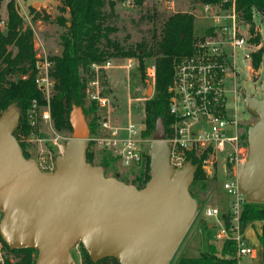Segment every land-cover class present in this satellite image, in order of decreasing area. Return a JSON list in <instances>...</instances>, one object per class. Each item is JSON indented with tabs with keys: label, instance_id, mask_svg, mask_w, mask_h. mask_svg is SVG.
Masks as SVG:
<instances>
[{
	"label": "water",
	"instance_id": "95a60500",
	"mask_svg": "<svg viewBox=\"0 0 264 264\" xmlns=\"http://www.w3.org/2000/svg\"><path fill=\"white\" fill-rule=\"evenodd\" d=\"M244 102L257 120L247 128V158L231 173L246 201L264 203V77L260 95ZM19 118L16 101L0 111V238L8 248L36 249L34 264H77L71 251L76 244L93 262L114 257L119 264L169 263L198 200L189 191L196 165H170L161 117L149 142V178L141 187L87 161L89 126L81 106H71V135L54 157L53 171L24 156L14 135Z\"/></svg>",
	"mask_w": 264,
	"mask_h": 264
},
{
	"label": "trees",
	"instance_id": "16d2710c",
	"mask_svg": "<svg viewBox=\"0 0 264 264\" xmlns=\"http://www.w3.org/2000/svg\"><path fill=\"white\" fill-rule=\"evenodd\" d=\"M2 0H0L1 3ZM142 0H135L141 4ZM197 2H221V0H196ZM115 0H59L60 13L55 21L64 27L59 34L61 50L59 54L50 55L52 67L50 70L53 79V90L50 98V111L56 129L71 131L68 114L73 104L82 107L83 113L89 118L88 126L93 129L96 119L95 101L85 104V88L87 77L85 72L93 61H104L113 57H134L139 60L141 78L144 75V58L151 57L155 66L154 94L146 99L144 104L145 135H152L157 118L161 117L167 129L169 123L168 86L172 82L173 67L175 62L184 55L194 52L199 34L194 31V14L189 11H175L162 19L159 27L155 19L157 13L152 12L147 18L152 21L148 34L139 41H127L114 35L117 30L113 24ZM7 21L5 31L0 29V111L4 110L11 102L16 101L20 107V118L14 135L17 138L25 157L30 155L25 151V140L31 127L26 118V110L32 99L43 102L42 91L33 78L34 73V48L33 29L24 26L23 18L19 14L12 0L6 4ZM235 8L239 17L246 21L252 20L253 11L264 14V0H235ZM37 16V15H36ZM48 14L38 17L47 18ZM155 21V22H154ZM260 57L252 53V63L257 66ZM29 73L27 78L24 75ZM96 103V102H95ZM36 131V129H33ZM23 135V136H22ZM247 140V137H246ZM93 154L87 147L86 159L95 164ZM100 162L106 170L114 163L116 157L102 153ZM187 159L196 165L193 181L203 179L204 170L199 159L193 153ZM138 171L134 179L128 181L141 187L147 181L149 170V153L145 152L140 161L134 164ZM107 175V174H106ZM116 175V173L114 174ZM120 180L128 183L124 179ZM223 213H221L222 215ZM229 211L221 216L224 225L229 229ZM240 223L261 221L257 238L261 245L262 259L264 261V203L244 201L241 207ZM207 237L215 228L207 226ZM1 240V238H0ZM219 251L214 245L209 244L208 249L201 250L197 256H182L176 264H238L236 256V241L225 238ZM3 249L11 255L5 257L2 264H34L37 250L33 248L10 249L1 240ZM79 264H119L114 257H104L93 262L81 244ZM1 264V263H0ZM264 264V263H263Z\"/></svg>",
	"mask_w": 264,
	"mask_h": 264
},
{
	"label": "rangeland",
	"instance_id": "374dc122",
	"mask_svg": "<svg viewBox=\"0 0 264 264\" xmlns=\"http://www.w3.org/2000/svg\"><path fill=\"white\" fill-rule=\"evenodd\" d=\"M8 1L9 0H2L0 3V29L2 31L6 30V4ZM12 1L23 18L24 26H29L33 29L34 41H41L49 55L59 54L61 50L59 34L64 30V27L55 21V17L60 13L57 6L59 0ZM167 1H173V8L168 6ZM198 3L199 2L196 0H142L141 4H137L135 0H131L129 5H125L123 0H115L113 24L116 26L117 30L114 35L119 38H127V41H139L148 34V29H150L152 21L147 18V15L151 14L153 11L158 14L155 19L157 27H159L162 19L172 12H192L194 14V31L196 34H199L201 29H204L202 26L208 19L204 18L202 6ZM40 14H48L49 16L47 18H40L38 17ZM243 21L240 25L243 30H247L248 43L251 47L249 48L245 45L242 51L239 49L236 52L237 56L235 58V63L237 73L233 79H230L226 83L230 90L234 89L235 91L226 93V107L230 114L240 118V140L242 145L247 149V128L257 120V117L247 110L244 97L249 95H260V82L264 77V14L254 10L252 20L246 21L243 19ZM243 33L246 35L245 31H243ZM249 51L250 57L243 58L242 52ZM252 53H257L260 57V62L257 66L252 63ZM109 60H111V65L108 68L101 67L96 71L90 69L88 66L89 70L85 72L87 80H99L100 94L106 96L108 99L107 104L103 106L95 102L93 103L96 106V119L93 129L91 131L89 129L88 148L93 154L91 159L95 164L100 162L102 153L116 157L114 163L106 170V174L114 175L116 173L118 177L128 182L132 179H137L135 175L138 170L135 169L136 167L133 165L126 166L122 164L121 157L116 152L115 147L106 145V140L112 138L111 129L114 127L119 129V137H125L126 131L124 127L131 123L135 126L137 131H139L136 137L139 139L141 157L145 152L149 153V142L152 139V135H145L142 131L145 128L144 104L146 99L153 96L155 90L154 80L147 74L146 67L154 63L151 57L144 58L145 70L141 78L138 66L139 60L137 58L113 57L109 58ZM104 61L93 62L96 64H103ZM132 61L133 65L127 68L125 65ZM147 89L149 90L148 95L146 93ZM89 102L92 101L85 97V104ZM88 120L89 118L86 117L87 123ZM51 122L53 130L60 133L59 140L65 143L70 137L71 131L56 129L53 124V119ZM104 123L108 124V126H104ZM40 132L42 136L46 138L45 142L42 143L43 147H47L54 158L59 152L55 146L52 147V142L47 140L54 136V132L49 129L47 123L41 124ZM25 143V151L30 157L37 160L40 148V145H38L39 142L34 140L33 142ZM228 163L227 169H224L221 164L213 170H207L201 167L205 172L204 178L192 181L190 184L189 191L192 196L198 200L197 214L168 264H176L182 256H197L201 250L208 249L209 244L214 245L217 251L221 249L224 242L223 240L225 239V237L218 235L221 222H217L216 218L213 216H205L203 209L206 206H215L219 208L220 212L223 214L227 211H229V214L231 213V198L222 188V184L229 178V174L232 175L230 170L234 163ZM230 165H232V167H230ZM135 182L137 183L138 181L135 180ZM228 216V224L232 226L233 223L229 222L230 215ZM211 222L216 223L215 228L211 231V236L207 237L206 226ZM260 224L261 221L238 223L239 227H241L240 232L243 233V230L245 233L251 232L253 238L255 237L254 235L257 237V232L260 231ZM235 234L236 231L231 233V235ZM259 244L257 240H254L256 250L259 249ZM7 256L11 257V255L3 249V260ZM73 256L76 263L79 264L80 259L75 249H73ZM247 257L248 256H243L240 260V264H243Z\"/></svg>",
	"mask_w": 264,
	"mask_h": 264
},
{
	"label": "built area",
	"instance_id": "2783aa9c",
	"mask_svg": "<svg viewBox=\"0 0 264 264\" xmlns=\"http://www.w3.org/2000/svg\"><path fill=\"white\" fill-rule=\"evenodd\" d=\"M129 5L131 0H123ZM173 8V1H167ZM202 6V14L207 22L203 24V30L199 33L194 52L180 57L173 67L172 82L168 86L169 123L165 127V141L170 147L169 163L174 169H180L188 161L187 155L193 153L198 157L200 166L207 170H213L219 164L227 169L229 163L233 166L243 163L248 154V147H244L240 140V118L230 114L226 107V93L235 91L229 89L226 83L233 79L237 73L236 52L243 47H251L248 43L247 30L241 28L243 21L238 16L235 8V0H221V2H199ZM244 22V21H243ZM245 23V22H244ZM243 31L246 32L244 35ZM34 73L33 78L36 86L41 89L43 102L32 99L26 110V118L31 127L28 136L23 137L26 142H39L38 159L39 168L43 171L54 170V158L47 147L41 134V124L47 123L49 129L54 132L52 147L62 152L64 144L59 140L60 133L52 127L50 113V98L53 90V79L50 74L52 60L43 43L34 41ZM243 58L250 57L249 52H242ZM111 60L107 59L103 64L91 62L90 69L99 70L101 67L108 68ZM133 61L125 66L130 68ZM146 72L154 80L155 66L146 67ZM86 98L94 100L99 105H106L108 99L100 94L99 80H88L85 88ZM104 126L108 124L104 123ZM36 129V131H33ZM125 137H119V129H111V139L106 140V145L115 147L120 155L122 164L134 165L141 159L139 139L136 137L137 129L129 123L124 127ZM23 136V135H22ZM221 159V160H220ZM220 160V161H219ZM232 167V165H230ZM232 169V168H231ZM231 171V170H230ZM230 173V172H229ZM222 188L230 196V220L232 226L228 229L224 225L219 208L206 206L203 209L205 216H213L217 222H221L219 236L234 239L236 241V254L238 258L253 254V247L247 243L241 227L238 223L241 206L246 200L239 191L237 180L229 174ZM2 209L0 208V218ZM216 224V223H215ZM230 225V224H229ZM235 235H231L235 232ZM80 259L81 249L76 244L72 249ZM3 246L0 240V263Z\"/></svg>",
	"mask_w": 264,
	"mask_h": 264
},
{
	"label": "crops",
	"instance_id": "0c3cea01",
	"mask_svg": "<svg viewBox=\"0 0 264 264\" xmlns=\"http://www.w3.org/2000/svg\"><path fill=\"white\" fill-rule=\"evenodd\" d=\"M210 224L215 227V223L214 222H211ZM243 235L245 236V238H246L247 242L249 243V245H251L253 247V250H254L253 254L245 255V256H248V257H247V259H245L243 264H263L264 261L262 259L261 245L259 244V249L258 250L255 249V245H254V240H257V242L259 243L256 235H254L255 237L253 238V235H251V232L245 233L244 230H243ZM242 257L238 258V264H240V260H241Z\"/></svg>",
	"mask_w": 264,
	"mask_h": 264
}]
</instances>
